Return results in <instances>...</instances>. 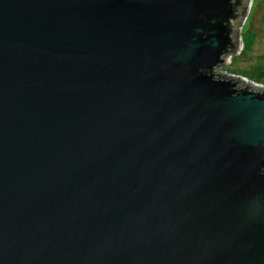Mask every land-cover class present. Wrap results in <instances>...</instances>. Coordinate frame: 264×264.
I'll list each match as a JSON object with an SVG mask.
<instances>
[{
  "label": "water",
  "instance_id": "obj_1",
  "mask_svg": "<svg viewBox=\"0 0 264 264\" xmlns=\"http://www.w3.org/2000/svg\"><path fill=\"white\" fill-rule=\"evenodd\" d=\"M248 3L0 0V264H264Z\"/></svg>",
  "mask_w": 264,
  "mask_h": 264
},
{
  "label": "rangeland",
  "instance_id": "obj_2",
  "mask_svg": "<svg viewBox=\"0 0 264 264\" xmlns=\"http://www.w3.org/2000/svg\"><path fill=\"white\" fill-rule=\"evenodd\" d=\"M246 15L240 23V48L227 53L218 70L254 85L264 86V0H248Z\"/></svg>",
  "mask_w": 264,
  "mask_h": 264
},
{
  "label": "trees",
  "instance_id": "obj_3",
  "mask_svg": "<svg viewBox=\"0 0 264 264\" xmlns=\"http://www.w3.org/2000/svg\"><path fill=\"white\" fill-rule=\"evenodd\" d=\"M245 15H246V13H245Z\"/></svg>",
  "mask_w": 264,
  "mask_h": 264
}]
</instances>
